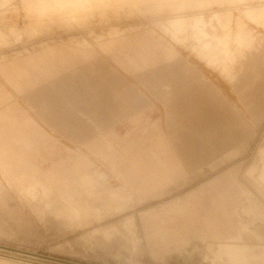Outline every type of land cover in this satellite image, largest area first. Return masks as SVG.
Returning <instances> with one entry per match:
<instances>
[{
    "label": "rangeland",
    "instance_id": "1",
    "mask_svg": "<svg viewBox=\"0 0 264 264\" xmlns=\"http://www.w3.org/2000/svg\"><path fill=\"white\" fill-rule=\"evenodd\" d=\"M201 17H212L217 22L199 40L193 38L188 28L172 27L176 20L188 23ZM139 31L153 33L188 56L207 71L204 75L219 91L225 92L229 104L243 110L230 89L242 75L245 61L254 55L264 39V0H0V59L24 55L26 51L34 53L46 45L92 48L113 38L115 33L122 37ZM102 53L99 51L97 58L107 63ZM105 65L75 76L67 72L56 79L62 85L45 82L24 95L17 94L0 77V89L9 93L20 110L54 139L61 155L72 157L80 152L88 156L95 168L93 171L103 176L105 189H118L123 183L84 144L97 133L109 132L107 118L122 110L141 109L149 122L160 124L165 134L167 123L172 124L180 132L175 143L182 148L185 181L171 185L161 199L140 205L134 203L117 213L114 204H123V199L112 197L111 207L107 205V198L90 197L84 201L85 207L74 206L79 203L78 198H58L39 185L14 191L0 174V264H216L207 251L211 242L200 240L197 234L188 233L187 243L183 245H146L141 229L143 213L157 211L163 203L200 187L203 188L194 191L198 195L191 193L185 197L186 204L203 198L210 202L217 191L223 202L216 209L222 210L224 234L229 232L253 248L264 244V117L256 125L246 120L253 134L245 141L244 148L238 156L212 170L206 164L210 159H195L199 152L203 156L202 132L192 137L201 148L194 146L195 151H184L190 136L188 129L182 128L187 126L188 119L185 106L180 105V113L176 112L174 120L169 121L166 113L171 108L166 109L156 99L169 91L163 86L165 82L177 81L187 86L188 74L137 77L107 72ZM211 99L217 108L218 97L211 96ZM50 108L58 109L61 120L46 121L53 113ZM67 116H73L74 120L66 123ZM73 123L75 130L79 128L81 132L79 137L68 132L67 125ZM201 125L199 121L196 128ZM113 128L120 137L128 130L126 123L113 124ZM100 129L103 130L99 132ZM40 166L46 169L49 164ZM230 171L236 172V185L247 188L250 200H245L239 188L234 190L226 182L231 178L227 173ZM220 175L225 176L223 182L216 180ZM231 198L237 200L236 208L227 205ZM88 202L94 205L89 206ZM178 205L174 203L172 207L178 208ZM72 207L79 211L85 209L87 213L80 211L79 219L75 220ZM185 209L188 213L191 210ZM204 210L203 221L210 217L209 209ZM224 244L234 247L226 240Z\"/></svg>",
    "mask_w": 264,
    "mask_h": 264
},
{
    "label": "crops",
    "instance_id": "2",
    "mask_svg": "<svg viewBox=\"0 0 264 264\" xmlns=\"http://www.w3.org/2000/svg\"><path fill=\"white\" fill-rule=\"evenodd\" d=\"M97 49L107 57V63L103 59L99 61L101 58H97L100 55ZM26 52L10 59H0V77L20 95L45 82L52 86L62 85L56 79L67 72L75 76L83 71L94 70L96 66H103V63L107 66V72H123L137 77L150 75L164 78L167 73L174 72L172 75H176L175 73L185 72L190 77L187 86L184 83L178 84L177 81L165 82L163 86L169 88V91L157 95L156 99L166 109L171 108L166 113L169 121L174 120L176 112L180 113V105L185 106L188 119L187 126L183 125L182 128H187L190 136L184 151L201 148L196 146V140L194 142L192 137L202 132L204 138L201 141L205 145L202 149L203 156L199 152L197 158L195 155L194 158L210 159L207 165L214 160L238 156L245 141L253 134V128L246 120L256 125L264 117V39L254 55L245 61L242 75L230 89L243 110L229 104L225 92L219 91L204 75L207 74L206 70L149 31L127 34L119 39L111 38L92 48L46 45L34 53ZM218 86L222 88L219 83ZM211 96L218 97L217 108L213 105ZM50 110L53 113L46 121L50 123L56 119L61 120L62 115L56 112L57 108ZM72 117L67 116L66 123H70V119L74 120ZM199 121L202 122V127L196 128ZM107 123L109 132L97 133L95 137L86 139L84 146L93 157L100 159L120 178L123 186L118 189H105L103 176L93 171V163L85 154L78 152L72 157L61 155L54 139L20 110L9 93L0 89V174L14 191L20 192L39 185L58 198H78L79 203L74 206L85 207L84 201L90 197L107 198V205L111 207L112 197L123 199V204H114L117 213L125 211L134 203L140 205L161 199L168 193L171 185L176 186L185 181L182 148L175 143L180 132L175 126L167 123L168 133L165 134L160 124L149 122L141 109H129L126 112L122 110L107 118ZM116 123H126L128 130L124 136L120 137L116 133L113 128ZM75 125H67V128L70 127L68 132L79 137L81 132L79 128L75 130ZM42 163L49 164L48 168L42 169ZM227 173L231 178L226 182L229 181L233 189L237 190L236 172ZM224 175L216 180L223 182ZM219 190L221 195V187ZM194 191L163 203L157 211L143 213L140 222L146 245H183L187 243L185 238L188 233H194L200 240L210 241L214 249L224 247L227 235H233L229 232L224 234L222 210L218 212L216 209L218 206L222 207V197L216 191L210 202L203 198L186 204L185 197L191 193L193 196L198 195ZM174 203H179V207H172ZM87 205L94 204L88 202ZM227 205L236 208L238 202L231 198ZM185 208H190V212ZM204 208L209 209L210 217L203 221L206 214ZM76 210L72 207L75 216L80 211L87 212H84L85 209L79 212ZM103 234L107 235L108 232ZM211 254L212 262L218 260L214 253Z\"/></svg>",
    "mask_w": 264,
    "mask_h": 264
},
{
    "label": "bare ground",
    "instance_id": "3",
    "mask_svg": "<svg viewBox=\"0 0 264 264\" xmlns=\"http://www.w3.org/2000/svg\"><path fill=\"white\" fill-rule=\"evenodd\" d=\"M214 16V15H213ZM206 17V16H204ZM184 20V19H183ZM174 21V20H173ZM217 22V20H215L212 17H208V18H202L201 19H196V20H192L189 21L188 23L184 22V21H177L172 25V27L175 28H188L191 30V35L193 36V38L195 40H199L201 38H203L207 32L208 29H214L215 27V23ZM119 34H113V39H119ZM192 44V43H191ZM112 49V48H111ZM108 50V49H107ZM172 73V72H171ZM174 73V72H173ZM172 73V74H173ZM152 136V135H151ZM154 136V135H153ZM138 140V139H137ZM130 143V142H129ZM138 143V142H137ZM136 143V144H137ZM231 144V143H230ZM228 151V150H227ZM150 152V150H149ZM229 152V151H228ZM233 154V153H232ZM149 155V154H148ZM224 155V154H223ZM227 156V155H226ZM234 155H232V157H227L224 158L223 160H216V162H212L209 167L213 170L215 169L217 166L224 164L225 162H227V160L231 159V158H235L233 157ZM154 157V156H153ZM213 160V159H212ZM249 174V173H248ZM247 174V176H248ZM238 188L240 190L241 196L245 199V200H250V196L248 193V190L245 186L243 185H238ZM46 190V189H45ZM47 191V190H46ZM252 202V201H251ZM249 203V202H248ZM253 204V203H252ZM255 206V205H254ZM249 207V205H248ZM256 207V206H255ZM119 208V207H117ZM122 208V207H121ZM257 209V208H256ZM259 209V208H258ZM257 209V210H258ZM260 210V209H259ZM263 210V209H262ZM77 211V210H76ZM86 210H84L85 212ZM111 211V210H110ZM79 212V210H78ZM81 212H79L80 214ZM87 213V212H85ZM255 213V212H253ZM264 213V212H263ZM79 214H76V216L74 217L75 220L78 219ZM245 214V213H244ZM262 214V212H261ZM263 215V214H262ZM250 216V215H249ZM254 217V216H253ZM256 217V216H255ZM260 219V218H259ZM258 219V220H259ZM264 220V219H263ZM74 221V220H73ZM264 222V221H263ZM73 225V224H72ZM76 225V224H75ZM243 225V224H242ZM249 228V227H248ZM250 229V228H249ZM251 230V229H250ZM249 232V231H248ZM252 234V233H251ZM227 235V234H226ZM225 237V236H224ZM248 237V236H247ZM250 237V236H249ZM256 237V236H255ZM258 238V237H257ZM259 239V238H258ZM226 241L228 240V242H231V244L234 246L232 248H230V246H224L223 248H216L214 249L213 244L211 243V248L210 250H207L209 253H214L215 256L218 258V260H214L213 263H227V264H264V244H260V246L258 248H253L248 246L247 244L241 243L239 241L238 238L227 235V238L225 239ZM229 244V243H228ZM227 245V244H224ZM255 246V245H254ZM221 263V264H223Z\"/></svg>",
    "mask_w": 264,
    "mask_h": 264
}]
</instances>
